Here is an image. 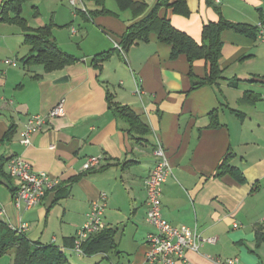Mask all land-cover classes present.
Masks as SVG:
<instances>
[{"label": "crops", "instance_id": "1", "mask_svg": "<svg viewBox=\"0 0 264 264\" xmlns=\"http://www.w3.org/2000/svg\"><path fill=\"white\" fill-rule=\"evenodd\" d=\"M157 1L75 0L73 5L71 0H38L41 13L28 24L50 26L49 41L78 60L53 71L27 62L33 53L24 31L0 20V160L21 157L36 174L60 180L39 205L19 210L12 203L19 184L5 166L0 187L13 201L0 198L1 219L14 228L27 224L24 235L31 242L55 245L66 255L93 203H106L104 222L115 232L117 246L106 256L115 253L114 264L123 258L126 264H151L147 237L156 229L146 221L145 180L161 143L172 170L163 186V218L216 239L198 253L187 251V262L177 264L234 258L238 264H264V43L257 28L264 23V0H188L187 16L161 9V18L167 16L198 43L203 27L218 21L217 9L228 21L253 29L252 36L223 32L224 78L197 89H192L191 74L203 79L206 62L171 58L172 47L159 42L156 32L125 53L117 48L127 29ZM104 53L109 57L103 63L93 62ZM60 103L64 114L48 119L30 146L21 145L27 120L47 116ZM113 103L139 116L150 131L147 141L134 137ZM11 126L15 133L3 141ZM227 153H233L244 182L217 176ZM90 159L98 163L85 169Z\"/></svg>", "mask_w": 264, "mask_h": 264}, {"label": "trees", "instance_id": "2", "mask_svg": "<svg viewBox=\"0 0 264 264\" xmlns=\"http://www.w3.org/2000/svg\"><path fill=\"white\" fill-rule=\"evenodd\" d=\"M28 1L33 0H5L0 7V20L15 24L24 31V41L31 47L33 53L27 62L43 64L47 71L75 64L78 61L75 57L62 52L49 41L50 26L37 29L30 27L22 15L23 6ZM207 2L211 4V0H207ZM135 5L136 3H132L131 6L134 7ZM161 9L170 10L175 15L187 16L189 14L188 0H158L156 6L144 19L133 23L127 29L118 45L125 53L131 46L140 42H147L150 34L156 32L159 42L172 47L171 58L175 59L180 55H185L191 64L197 60H204L207 68L206 76L196 80L191 74L192 89L200 88L205 84H216L224 78L223 69L220 65L223 32L232 30L245 36L253 35V29L250 25L232 23L225 19L217 9L218 21L210 22L203 27L202 40L198 43L187 33L176 29L167 16L161 18L159 16ZM108 57L109 54L104 53L96 56L93 62L103 63ZM110 104H112L111 99ZM113 106L115 113L129 124L130 132L135 133L134 137L138 141H147L145 136L150 131L139 116L127 106L118 104ZM15 131L14 126H11L3 141H9ZM233 158V153H227L217 168V176L230 175L239 182H244L243 174L233 164ZM10 159L2 158L0 160V175L4 173V167ZM11 192L13 193V190ZM114 235L115 232L112 229H105L90 238L83 245L84 255L89 257L106 253L107 250H115L117 246ZM9 251L14 254L13 264H69L65 252L61 248L55 245L31 242L24 233L18 231V228L10 226L0 218V258Z\"/></svg>", "mask_w": 264, "mask_h": 264}, {"label": "built area", "instance_id": "3", "mask_svg": "<svg viewBox=\"0 0 264 264\" xmlns=\"http://www.w3.org/2000/svg\"><path fill=\"white\" fill-rule=\"evenodd\" d=\"M75 5V0H71ZM258 38L264 43V23H259ZM121 51V47L117 45ZM13 66L15 61L8 60ZM264 98V97H263ZM64 114L63 103L57 105L50 111L47 116H32L25 123L20 144L30 146L33 137L39 134L48 119L62 116ZM157 159L156 165L150 175L145 180L147 190V218L148 224L155 227L156 232L151 233L147 237L148 251L146 254L147 261L151 264H177L178 262L186 263V252L193 251L198 253L200 248L206 244H215V238H204L197 227L187 225L173 226L162 216V193L163 186L167 179L171 176L172 170L169 163L167 152L163 145L159 143L154 151ZM98 159H90L85 164V169H91L97 165ZM7 170L10 177L18 181V191L14 196V203L19 210L31 209L39 205L48 191L55 189L59 184L58 178H52L47 173L36 174L30 163L17 157L9 160ZM103 200L106 195H103ZM106 203H93L90 212L86 215L84 225L77 231L73 251L78 256H84L83 245L91 238L103 230L107 229L104 222V212ZM5 212L0 208V218H3ZM27 224H22L18 231L24 233ZM234 228H239L238 224H234ZM217 264H238V258L227 259L224 261L217 260Z\"/></svg>", "mask_w": 264, "mask_h": 264}, {"label": "rangeland", "instance_id": "4", "mask_svg": "<svg viewBox=\"0 0 264 264\" xmlns=\"http://www.w3.org/2000/svg\"><path fill=\"white\" fill-rule=\"evenodd\" d=\"M37 2H38V0L28 1L23 6L22 15L28 22H32L35 19V17L39 16V14L41 13V12H38L39 7L37 6ZM42 14H45V11H43ZM41 19H43V17H41ZM14 183H17V180H14ZM6 195L10 198V201L12 202L13 200L10 197V195H11L10 192L8 190L6 192L4 190V186L0 187V198H3ZM12 203H14V202H12ZM14 213L16 216V220L18 221L17 218H18L19 212H18V209L16 207L14 208ZM44 224H45V221L43 220V222H41V227L44 228ZM152 227L155 228L154 226H152ZM107 254H108V256H106L105 253H99V254L88 257L85 255L84 256H78L74 251H68L66 255H67V258L69 260H72V264H114L112 259L115 257V253L109 252ZM112 255H114V256H112ZM13 258H14L13 252L9 251L8 253H6L4 256H2L0 258V264H13ZM123 259L121 261V264H126Z\"/></svg>", "mask_w": 264, "mask_h": 264}, {"label": "bare ground", "instance_id": "5", "mask_svg": "<svg viewBox=\"0 0 264 264\" xmlns=\"http://www.w3.org/2000/svg\"><path fill=\"white\" fill-rule=\"evenodd\" d=\"M92 238V237H91Z\"/></svg>", "mask_w": 264, "mask_h": 264}]
</instances>
